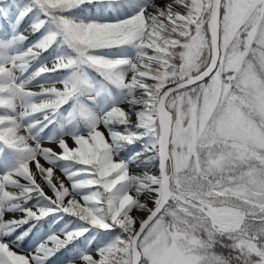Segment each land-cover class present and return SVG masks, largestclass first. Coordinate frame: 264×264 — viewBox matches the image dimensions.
I'll list each match as a JSON object with an SVG mask.
<instances>
[{
    "label": "snow or ice",
    "instance_id": "6c2138e0",
    "mask_svg": "<svg viewBox=\"0 0 264 264\" xmlns=\"http://www.w3.org/2000/svg\"><path fill=\"white\" fill-rule=\"evenodd\" d=\"M0 264H264V0H0Z\"/></svg>",
    "mask_w": 264,
    "mask_h": 264
}]
</instances>
